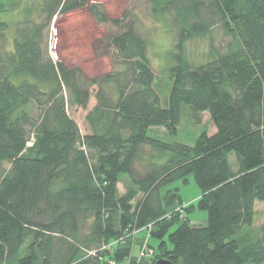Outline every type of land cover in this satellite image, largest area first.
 Wrapping results in <instances>:
<instances>
[{
	"label": "trees",
	"instance_id": "16d2710c",
	"mask_svg": "<svg viewBox=\"0 0 264 264\" xmlns=\"http://www.w3.org/2000/svg\"><path fill=\"white\" fill-rule=\"evenodd\" d=\"M31 5L9 49L0 16V264H119L142 228L157 242L143 264H264V223L252 227L264 202V0H189L195 20L178 49L213 25L241 47L230 42L196 67L173 54L165 106L131 23L107 43L125 67L87 78L49 55L52 18L86 7L98 23L121 21L88 0ZM94 85L82 134L67 108L85 109ZM183 105L196 124L207 113L214 131L193 144L148 134L174 135ZM189 175L201 192L194 204L182 205L178 188L162 192ZM195 209L206 213L201 224L186 216Z\"/></svg>",
	"mask_w": 264,
	"mask_h": 264
},
{
	"label": "rangeland",
	"instance_id": "374dc122",
	"mask_svg": "<svg viewBox=\"0 0 264 264\" xmlns=\"http://www.w3.org/2000/svg\"><path fill=\"white\" fill-rule=\"evenodd\" d=\"M40 1L0 0V16L9 23L5 31L3 49L11 47L14 26L22 18L24 8ZM88 3L99 4L108 19H119L121 25H114L110 21L96 22L89 15L86 7L66 14H57L52 18L47 30V49L51 58L62 61L70 68L80 69L87 78H101L107 73H117L125 65L121 63L116 49L108 47L107 43L110 36L120 33L126 28V24L131 23L133 29L146 43L145 54L154 73L152 85L162 106L167 104L170 90L173 54L179 52L186 64L196 67L223 53L227 45L233 42L232 37L225 34L219 25H213L203 34L191 35L183 39L178 49L181 28L187 27L195 20L186 10L189 0H88ZM31 7L32 15H35L36 10L33 5ZM240 47V42H233L234 49ZM96 89V85L90 87L92 91L85 109L75 106L67 108V113L77 123L82 134L87 131L85 115L96 102ZM187 112V107L183 105L180 122L174 135L163 128H154L152 131L149 130L148 134L155 133L154 135L165 141L193 144L202 130L207 133L214 131L207 113H203L200 124H196ZM230 160L232 162L234 160L232 155ZM2 166L8 168L9 164L3 163ZM187 178L186 183L181 180L169 183L163 187L162 192L166 189L178 188V197L182 205L194 204L201 192L193 176L189 175ZM117 189L120 193L123 192V183H118ZM186 216L192 224H201L206 218V213L195 209L188 211ZM263 223L264 202L256 201L252 227L256 229ZM134 236L136 243L132 244L131 256L119 264H143L153 254L149 252L147 243L155 248L157 242L146 235L144 228ZM139 238H142L140 239L143 243L141 247L137 245Z\"/></svg>",
	"mask_w": 264,
	"mask_h": 264
},
{
	"label": "water",
	"instance_id": "95a60500",
	"mask_svg": "<svg viewBox=\"0 0 264 264\" xmlns=\"http://www.w3.org/2000/svg\"><path fill=\"white\" fill-rule=\"evenodd\" d=\"M154 264H173L172 262H170L169 260L163 259V258H159L157 259Z\"/></svg>",
	"mask_w": 264,
	"mask_h": 264
},
{
	"label": "built area",
	"instance_id": "2783aa9c",
	"mask_svg": "<svg viewBox=\"0 0 264 264\" xmlns=\"http://www.w3.org/2000/svg\"><path fill=\"white\" fill-rule=\"evenodd\" d=\"M149 252L151 253V250H149ZM111 264H113V263L111 262Z\"/></svg>",
	"mask_w": 264,
	"mask_h": 264
}]
</instances>
